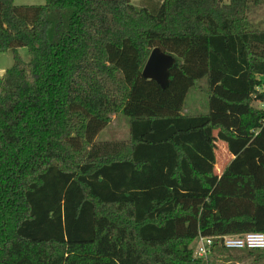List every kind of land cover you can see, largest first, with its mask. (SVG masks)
Here are the masks:
<instances>
[{"label":"trees","instance_id":"obj_1","mask_svg":"<svg viewBox=\"0 0 264 264\" xmlns=\"http://www.w3.org/2000/svg\"><path fill=\"white\" fill-rule=\"evenodd\" d=\"M262 0H0V264H264L224 235L264 232ZM21 47H27L29 59ZM175 57L162 88L142 71ZM207 82L209 110L185 112ZM236 114L211 109V101ZM126 141L99 140L113 115ZM223 142L232 158L220 171Z\"/></svg>","mask_w":264,"mask_h":264},{"label":"rangeland","instance_id":"obj_2","mask_svg":"<svg viewBox=\"0 0 264 264\" xmlns=\"http://www.w3.org/2000/svg\"><path fill=\"white\" fill-rule=\"evenodd\" d=\"M143 0H132L137 6L142 5ZM46 0H15L17 5L25 4H44ZM249 17L253 21L255 27L264 28V0L257 5H252ZM20 53L23 58L29 59V52L27 47H21ZM13 63V56L11 52H0V76L3 74L1 71H6ZM264 79V76H261ZM207 82L205 79L200 80L195 88H192L189 95L186 99L185 112L188 114H198L204 113L209 110V98L206 92ZM261 91L264 90V84L261 86ZM220 105H216L211 101V109L214 114H217L216 111H225L222 115L218 117L222 120H225L226 113L230 114V117L234 116L236 113L228 110V108L223 107V102L218 97ZM254 106L260 109H264L263 100L254 101ZM130 130H129V120L124 115H113L110 124L103 129V131L97 136L99 140H121L126 141L129 139ZM217 158V169L220 171L232 158V155L228 152L226 145L223 142H218V147L216 150ZM264 224V221H260ZM236 235V234H229ZM227 235V236H229ZM209 263H225V264H240L241 262H236L234 260L227 261L217 250H212L211 254L207 257H204Z\"/></svg>","mask_w":264,"mask_h":264},{"label":"built area","instance_id":"obj_3","mask_svg":"<svg viewBox=\"0 0 264 264\" xmlns=\"http://www.w3.org/2000/svg\"><path fill=\"white\" fill-rule=\"evenodd\" d=\"M222 244L228 249H264V232L252 231L242 235H224L222 237ZM213 245L214 237L200 235L196 248V254L201 257L209 256L213 250Z\"/></svg>","mask_w":264,"mask_h":264},{"label":"water","instance_id":"obj_4","mask_svg":"<svg viewBox=\"0 0 264 264\" xmlns=\"http://www.w3.org/2000/svg\"><path fill=\"white\" fill-rule=\"evenodd\" d=\"M175 61L173 55L155 47L145 63L142 74L146 78L156 80L162 88H166L169 83L170 68Z\"/></svg>","mask_w":264,"mask_h":264},{"label":"crops","instance_id":"obj_5","mask_svg":"<svg viewBox=\"0 0 264 264\" xmlns=\"http://www.w3.org/2000/svg\"><path fill=\"white\" fill-rule=\"evenodd\" d=\"M1 72H2L3 74L5 73V71L3 72V70H2ZM3 74H2L1 76H3ZM1 76H0V77H1Z\"/></svg>","mask_w":264,"mask_h":264}]
</instances>
